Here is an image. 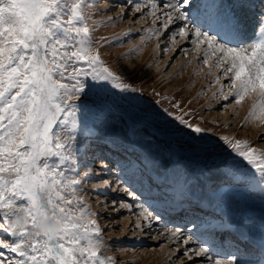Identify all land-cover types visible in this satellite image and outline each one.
I'll return each instance as SVG.
<instances>
[{"label":"snow or ice","instance_id":"6c2138e0","mask_svg":"<svg viewBox=\"0 0 264 264\" xmlns=\"http://www.w3.org/2000/svg\"><path fill=\"white\" fill-rule=\"evenodd\" d=\"M93 7L90 0H0V264H118L107 254L109 242L99 213L83 194L84 180L95 175L81 174V150L91 147L85 140L102 139L115 146L114 137L134 141L138 132L146 131L164 149L161 164L175 166L188 159L201 173L218 170L235 182L255 179L264 186V148L252 146L248 139L213 133L179 103L174 108L181 114L162 109L172 117L173 127L117 99H105L112 95L109 88L125 94L140 91L125 82L100 51L122 42L133 30L97 38V26L105 20L93 19ZM135 12L151 20L147 39L170 33L173 44L177 38L191 43V49L181 50L194 53L193 59L220 85L213 98L220 95L237 105L252 101L242 127L253 120L264 126V0H144L143 6L136 3ZM122 18L123 14L106 21ZM249 29L253 35L246 39ZM143 43L118 59L140 52ZM81 98H99L91 118ZM109 117L119 118L123 129L110 128ZM141 147L150 151L153 145L146 142ZM113 167L124 175L147 168L131 160L113 165L100 158V173L112 172ZM127 183L103 180L92 190L122 192L133 202L113 201V211H131L139 197ZM182 186H187L186 179ZM138 209L137 228L161 220L143 204ZM166 231L183 246L170 259L179 260L182 254L183 264H238L234 255L225 259L213 251L215 245L179 228Z\"/></svg>","mask_w":264,"mask_h":264},{"label":"rangeland","instance_id":"374dc122","mask_svg":"<svg viewBox=\"0 0 264 264\" xmlns=\"http://www.w3.org/2000/svg\"><path fill=\"white\" fill-rule=\"evenodd\" d=\"M90 2L94 4V7L91 9V11L95 13L93 19L105 20L104 24L97 26V31L95 32L97 38L105 37L111 39L118 34L127 32L129 29L133 30V34L123 38L122 42L103 47L100 51L108 65L117 71V73L123 74L126 77L125 82L132 83L133 86L140 91L125 94L120 93L118 89L109 88L112 95L105 96V99L108 102L117 99V102L122 106L136 109L140 114L150 115L157 121H167L168 124L173 127H176V125L172 117L167 116L162 109H168L170 112L174 111L177 114H181L178 109L174 108V104L179 103L185 112L191 111L192 116L196 118V123H199L202 127L211 128L213 133L230 135L237 139H248L251 141L252 146L264 148V137H261L260 135L261 133H264V126H258V122L253 120L246 126L242 127L245 123V117L248 115L252 101L246 99L241 105H237L233 100H224L223 96L220 95L213 98V93L217 92L220 85L213 83L214 78L207 74V68L201 65L199 60L194 59V61H196V66L193 68L189 66L190 62H188L174 76H170L167 79L164 77L163 73H167V71L170 70V67L176 63L177 59H184L188 56L193 58L194 53L191 51H189L188 54H185L184 51H182L183 53L181 52V49L183 48L191 49L192 45L186 44L181 48V40H179V38H177L179 41L178 44L169 42L167 45L166 43H163L169 39V33L166 35L162 34L153 36L150 40L147 39L145 29L153 27L150 18L141 19L135 12L136 3L140 2L141 6H143L144 0H90ZM101 7L109 10L105 12H97L96 9ZM121 14H123L122 19H116L111 23L106 21L107 17H121ZM155 27H159V25H155ZM142 40L144 43L142 44V50L140 52H134L131 55H124L122 60L118 59L122 54L128 53L129 49L134 45L141 44ZM131 43L134 44L132 45ZM162 43L163 47H161ZM177 46H180V50L178 51H176ZM168 54H170V57L169 60H167L168 63H166V66L162 68V72L153 71L150 75H147V67L155 69L160 61L164 59L165 55L167 56ZM131 58L137 59L135 60L136 68L134 71L126 74V71H123L122 68L131 62ZM201 68H204L203 71L200 70ZM163 79H165L164 82L162 81ZM222 82L227 83L226 81ZM89 83L91 84L92 82L89 81ZM154 86L155 88H153ZM141 90H143V93ZM167 91L170 92L166 93ZM224 95H228V93L225 92ZM81 99L88 106L89 116L91 118L100 103L99 98ZM93 99L96 100L95 104L92 102ZM146 100H152V103L148 104ZM157 101L158 103H156ZM187 118L191 120V117ZM108 125L110 128L116 130H122L124 127L123 122L117 117H109ZM186 131L187 130H183V132ZM183 132H179L178 134L183 136ZM213 139H215V137H213ZM114 140L121 143V145H124L123 149L127 148L126 150H131L132 158L136 161L138 167L144 169V166L146 165L147 168L142 172H130V176H127L128 180L123 177V175L119 174L116 169L117 167L112 169L114 174L107 172L100 173L99 163L101 157L110 160L113 165H117V162L123 164L132 160V158L129 160H125L127 158L121 159V156L117 155L118 153H116L115 159L108 157L107 154L105 155L101 147H107L109 149L111 147H109L108 144L103 145L105 143L102 139L83 141L84 145L87 146L90 144L91 147L90 150L86 152L83 149L81 150L80 155L82 158L80 163L81 174L85 171L95 173V175H90L84 180L83 194L87 196L93 209L99 213L98 219L100 220L101 227L105 230V238L109 242V251L107 254L116 258L118 264H150L148 258H139V256H142L140 250H148L147 254H149L150 249L161 246L164 244V241L156 242L157 244L154 246L149 243V239H151L150 235L153 233L143 232L140 234V243L134 245L132 238L133 236H136L135 233L137 230L131 231L128 229L125 232V235H121L122 221L127 217L131 222L134 221L133 213H136L135 209L138 207H134L131 211L127 209H119L113 213L112 216V213L109 211L113 209L111 207L113 201L117 204L121 202L132 203L133 201L132 198L126 197L122 192H116L114 190L109 191L106 187H101L99 190L95 191L92 190V185H102L103 180L126 179L128 183L125 186L135 191L139 197V199H136L135 205H141L143 204V201L141 200L148 199L154 203L160 200L159 204L161 205H169L170 203H174V201H179V204L185 206V203L188 204V201L203 198L208 204V207L203 210L204 212L202 216L196 211V216L182 221L187 223V225H184L187 229L193 226L192 223L197 218L200 219L202 217L198 224L200 227L209 220H211V222H209L210 224L217 221V219L207 215L211 211L216 210L217 207H220V209L225 211L229 209L232 212L235 211L236 222L238 224H243L245 229H247V235L251 239V246L258 242H264V186L258 184L255 179H246L244 182L238 183L224 176L218 170L201 173L199 169L195 167L194 163L183 158L180 163L175 166L161 164L160 160L164 158V149L157 147L154 138H151L150 134L146 131L138 132L134 141H129L123 137H114ZM146 142L153 145L152 150H145L141 147V145ZM178 143L182 144L183 141L180 140ZM216 143L219 148L222 149V145H220L218 140H216ZM141 160H143V164H140ZM178 165L184 166L192 173V176L187 180V186L180 189L181 191L177 190L175 186H172V191L170 192L168 187L164 186L162 182H157L156 184L153 182V176L148 175L152 170L161 172L163 175H170L178 171ZM140 174L143 176V180L141 181L142 184L140 186L153 190V193H156L154 196L149 197L146 193L139 191L140 188L137 186L130 185V181L134 180L132 177H136ZM148 176H150V180L147 179ZM151 180L152 183H150ZM242 199H245L249 203L253 211L251 217L252 220L246 224L244 217L242 216L243 208H245ZM145 207H149L150 211H154L151 209V206H148L147 204H145ZM200 211L201 210H199V212ZM189 213L190 212L186 211L185 214ZM201 213L202 212H200V214ZM160 217V221L167 219L163 218L161 215ZM153 223L154 222L151 224L153 225V228H156V232L161 234L163 229L158 226L157 228ZM174 224L167 225V228L172 230L177 228L180 229V226H174ZM112 232L114 235H109ZM183 233L185 235H192L190 232L186 233L184 231ZM115 234L118 235V238ZM122 236L126 237L123 238ZM253 248L251 247L250 250ZM243 253H245L246 259L252 255L247 251V248ZM128 255L131 258L126 259ZM258 257H260V255L257 257L255 256V258ZM155 259L156 257H153L152 262L157 264ZM182 259L184 260V256L180 254L179 260ZM179 260L175 258L171 264H176ZM201 264H206V262H201Z\"/></svg>","mask_w":264,"mask_h":264},{"label":"bare ground","instance_id":"6f19581e","mask_svg":"<svg viewBox=\"0 0 264 264\" xmlns=\"http://www.w3.org/2000/svg\"><path fill=\"white\" fill-rule=\"evenodd\" d=\"M163 35H166V34H163ZM252 35H253V32H252L251 29H249L248 32H247V36L245 38L249 39V38L252 37ZM169 37H170V33L168 34V38ZM169 42H172V41L170 39H168L167 41H165L163 43H166L168 45ZM178 42L176 44H178ZM163 43L161 44V47H163ZM131 44L133 45L134 43H131ZM186 44H191V43L190 42L189 43H185L184 41L181 40V48L183 46H185ZM179 47L177 46L176 51L180 50ZM183 49H185V48H183ZM181 52H182V50H181ZM109 56H110V54H109ZM169 57H170V54H168L167 56L165 55L164 59L162 61H160V63L158 64L157 67H155V69H150L149 67H147V70H148L147 75H150L153 71L154 72H162V68H164L166 66V63H168L167 60H169ZM130 60H131V62H129V63L126 62L128 64L124 68H122L123 71H126V74L134 71V69L136 68V63H135L136 61L135 60H137V59H135V58L132 59L131 58ZM188 62H190L189 66L191 68L196 66V61H194V59L192 57L188 56L187 58H184V59H182V58L177 59L176 63L173 64L170 67V70H168L167 73H163L164 77H166V79H167L170 76H174ZM162 81L164 82L165 79H163ZM160 84H162V83H160ZM150 87H152V86H150ZM153 88H155V86ZM143 90H141V92ZM169 92L170 91H167L166 93H169ZM146 101H147L148 104L152 103L151 102L152 100L151 101L150 100H146ZM103 145H106V144H103ZM108 146L111 147L110 148L111 150H115L116 149L117 152H118L117 155L121 156L119 154L121 152L119 147H121V146L123 147L124 145H121V143L115 141V146H113L111 144H108ZM104 148L106 149L107 147H104ZM123 150H125L127 157H129L130 154L132 153L131 150L130 151H128L126 149H123ZM112 155H114V153H111V156ZM125 160H128V159H125ZM131 161L136 163V161H134L133 158H132ZM118 164H121V163L117 162V165ZM123 164H127V162L123 163ZM112 169H114V167ZM116 169L118 170L119 174L123 175V177H125L128 180L127 176L130 174V172L127 175H124L120 171L119 167H117ZM107 173H113V170H112V172H107ZM152 176H153L152 178H153V182L154 183L157 184V182H162V184L164 186L168 187V190L171 192L172 191L171 190L172 186H175V188L177 190H180V189L184 188L185 186H182V182L185 179L188 180L189 177L192 176V173H191V171L186 169L184 166L178 165V171L175 172V173H172L170 175H163V173H161V172H157L155 170H152ZM142 178H143V176H141V174L136 176V177H132V179H134V180L130 181V185L137 186L138 188H140L139 191L146 193V195L149 196V197L154 196L156 193H153V190H150V189H147L146 187L140 186L142 184V182H141L143 180ZM147 179L150 180V176H148ZM179 195H181V194H179ZM141 201H143V206L144 207H145V204H147L148 206H151V209H153L156 212V214L161 215L163 218H167L166 220L159 221L158 223L157 222L153 223V224L156 225V227L157 226L159 228L161 227V229H163V231L161 232V234H158L156 232V228L154 229L153 225H151V227H149L147 223H145L142 228H137L136 224L140 223V220L137 219V217L139 216V209L136 208L135 209L136 213H133L134 221L131 222L128 219V217L125 220H123L122 221V230H121L120 234L121 235H125V232L128 229L131 230V231L132 230H135V231L137 230L136 233H135L136 236L135 237L133 236V238H132L134 245H137L138 243H140V237H141L140 234L143 233V232H145V233H153L152 235H150L151 239H149V243L153 244L154 246L157 244L156 242L164 241V244H162L161 246L153 247L152 249H150L149 250V252H150L149 254H147L148 250H145V249L144 250H140V252L142 253V256H139V258H141V259H147L148 258V262H150V264H154L152 262V258L153 257H156L155 260H156L157 264H171V262L174 261L175 257L173 256L170 259V256L173 253H176L177 247H181V248L183 247L182 245H179V243L175 241V238H171L170 232L166 231L167 229H169V228H167V225H170V224L172 225V223L173 224L175 223L174 226L175 225L176 226H180V229H181L182 232L185 231L186 233H189V232L192 233V236L194 237V239L199 238L201 240L207 241L208 243H210L212 245H215V247L213 248V251L217 255H220V256H222L225 259L229 258L232 255H234L237 258V260H238V264H264V242H261V243L258 242V243H255V245H253L254 248L252 249V253H253L252 255L259 254L260 257L255 258V257H253L251 255L250 257H247V259H246L245 253H243L246 250V248H245L246 246L242 245L240 243V240H244V242H249L250 243L251 239L247 235L248 231H247V229H245L243 224H238L236 222V216L234 214V212H235L234 210H233L234 212L230 211V209L225 211V210L220 209V207H217L216 210L211 211L207 215V216L216 218L217 221H215V222L210 224L209 222H211V220H209L206 223H204L203 226L200 227L198 224H199L200 219L202 217L200 219L197 218L192 223L193 226H191V227H189L187 229L184 226V225H187V223L182 222V221L186 220V218L187 219H191L192 217H194L196 215V211H198V210L202 211L203 207L204 208L208 207V204L205 202V200L203 198L202 199L200 198V199H194V200L188 201V204L185 203V206H183L182 204H179V201L178 202L174 201V203H172L175 206L172 207L171 209H179V208L185 209L184 207L187 208L188 206L192 205L191 207L193 208V212H192L193 214L189 215V216L185 215L184 216L185 218H182L181 215H180L183 212H180V213L176 214L175 212L177 210H175L174 214L171 215V218H168L170 215L164 214L165 209L169 205H172L171 203L169 205L168 204L167 205H161V204H159L160 200L156 201V203L151 202L148 199L141 200ZM242 202L245 205V208H243L242 216L244 217L245 224H246V223H248V222H250L252 220L251 217L253 215V211H252L249 203L245 199H242ZM149 204H152V205H149ZM136 206L138 207L139 205H136ZM164 206H165V208H164ZM170 211L171 210H169V212ZM109 212L112 213V216H113V213H115L116 211H113V209H112ZM203 212L204 211H202L201 216L203 215ZM254 217H253V219H254ZM201 221H203V220H201ZM194 225L196 227H194ZM209 228H211V229H209ZM219 229H224V231L228 232L231 236L232 235L233 236L236 235L238 238H241V239H238V240L235 239V238L229 239V238L224 236V233L222 234L221 232H219ZM231 232H232V234H231ZM109 235H114V234L112 232ZM115 235L118 238V235L117 234H115ZM122 237L125 238L126 236H122ZM129 258H131V257L128 255V257L126 259H129ZM183 261H184L183 259L179 260V262H176V264H182ZM201 262H204V261H197V264H201Z\"/></svg>","mask_w":264,"mask_h":264}]
</instances>
